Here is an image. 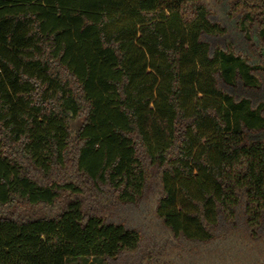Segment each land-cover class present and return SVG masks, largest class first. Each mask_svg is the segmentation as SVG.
Instances as JSON below:
<instances>
[{"label": "trees", "instance_id": "trees-1", "mask_svg": "<svg viewBox=\"0 0 264 264\" xmlns=\"http://www.w3.org/2000/svg\"><path fill=\"white\" fill-rule=\"evenodd\" d=\"M264 264V0H0V264Z\"/></svg>", "mask_w": 264, "mask_h": 264}, {"label": "rangeland", "instance_id": "rangeland-1", "mask_svg": "<svg viewBox=\"0 0 264 264\" xmlns=\"http://www.w3.org/2000/svg\"><path fill=\"white\" fill-rule=\"evenodd\" d=\"M87 264H98L97 262H92V261H89Z\"/></svg>", "mask_w": 264, "mask_h": 264}]
</instances>
